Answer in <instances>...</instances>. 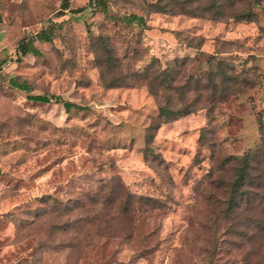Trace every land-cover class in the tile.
I'll list each match as a JSON object with an SVG mask.
<instances>
[{"label": "rangeland", "instance_id": "374dc122", "mask_svg": "<svg viewBox=\"0 0 264 264\" xmlns=\"http://www.w3.org/2000/svg\"><path fill=\"white\" fill-rule=\"evenodd\" d=\"M62 1L0 0V264H264L263 186L229 205L264 144V0Z\"/></svg>", "mask_w": 264, "mask_h": 264}, {"label": "trees", "instance_id": "16d2710c", "mask_svg": "<svg viewBox=\"0 0 264 264\" xmlns=\"http://www.w3.org/2000/svg\"><path fill=\"white\" fill-rule=\"evenodd\" d=\"M88 5L92 8H98L101 10H106L108 6V0H88ZM61 9L69 8V0H63L61 5ZM83 7H79L77 10L82 9ZM135 19L141 18L139 15H132ZM60 23H52L51 25L40 28L34 36L26 37L22 36L16 43V53L20 55H25L26 53H32L34 55H39L41 53L39 47L34 43L35 39L42 41H49L55 31L56 27H59ZM191 45V44H188ZM18 56V57H19ZM174 61H177L175 58ZM3 60H0V66ZM162 73H166V67L162 69ZM11 83L20 89L27 90L28 85L24 81H18L15 78H10ZM160 83L163 84L165 82V87L167 89L173 86V82L170 79H159ZM181 86V89H184ZM186 87V86H185ZM149 90L155 95L157 92V88L154 84H149ZM29 98L47 102L51 97L57 98L56 95H46V94H28ZM167 102L169 104V97L167 98ZM63 104L66 109H69L71 106H75V103L65 100ZM166 103L159 105L158 107V115L165 119L174 118L177 116H181L183 114L189 113L191 109L186 106L179 107H171ZM258 115V127L262 131L263 124L260 110ZM163 120V121H164ZM159 124H150L146 131V138L148 141H151L154 137V132L158 128ZM263 150V152H261ZM235 162L237 163L235 167V175L231 182L230 188V196H229V205L232 207H238L242 200H250L254 198L252 189L262 187L264 190V144L263 147H257L251 150L244 152L242 155L235 157ZM263 162V168L260 170L255 163ZM255 194V193H254ZM252 195V196H251Z\"/></svg>", "mask_w": 264, "mask_h": 264}]
</instances>
